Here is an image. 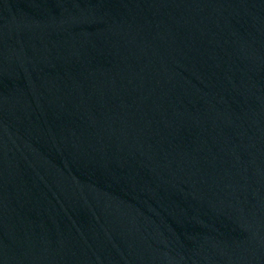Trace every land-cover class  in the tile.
<instances>
[{"label": "water", "instance_id": "water-1", "mask_svg": "<svg viewBox=\"0 0 264 264\" xmlns=\"http://www.w3.org/2000/svg\"><path fill=\"white\" fill-rule=\"evenodd\" d=\"M0 264H264V0H0Z\"/></svg>", "mask_w": 264, "mask_h": 264}]
</instances>
